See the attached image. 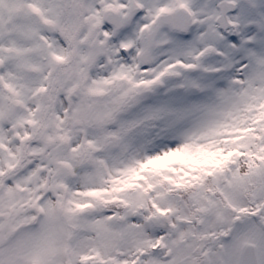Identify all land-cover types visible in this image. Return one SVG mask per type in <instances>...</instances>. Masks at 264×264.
I'll return each mask as SVG.
<instances>
[{
    "label": "snow or ice",
    "instance_id": "obj_1",
    "mask_svg": "<svg viewBox=\"0 0 264 264\" xmlns=\"http://www.w3.org/2000/svg\"><path fill=\"white\" fill-rule=\"evenodd\" d=\"M0 264H264V0H0Z\"/></svg>",
    "mask_w": 264,
    "mask_h": 264
}]
</instances>
